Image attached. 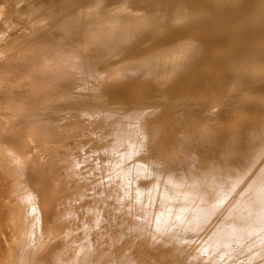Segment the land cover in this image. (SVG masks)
Listing matches in <instances>:
<instances>
[{"label":"bare ground","instance_id":"1","mask_svg":"<svg viewBox=\"0 0 264 264\" xmlns=\"http://www.w3.org/2000/svg\"><path fill=\"white\" fill-rule=\"evenodd\" d=\"M0 264H264V0H0Z\"/></svg>","mask_w":264,"mask_h":264}]
</instances>
